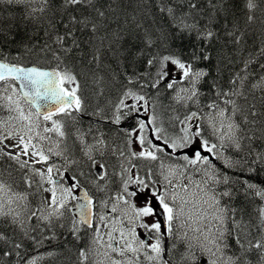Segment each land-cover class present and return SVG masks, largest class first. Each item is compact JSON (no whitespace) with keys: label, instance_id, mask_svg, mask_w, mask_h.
<instances>
[{"label":"snow or ice","instance_id":"obj_1","mask_svg":"<svg viewBox=\"0 0 264 264\" xmlns=\"http://www.w3.org/2000/svg\"><path fill=\"white\" fill-rule=\"evenodd\" d=\"M0 111V264H264V0H0Z\"/></svg>","mask_w":264,"mask_h":264},{"label":"trees","instance_id":"obj_2","mask_svg":"<svg viewBox=\"0 0 264 264\" xmlns=\"http://www.w3.org/2000/svg\"><path fill=\"white\" fill-rule=\"evenodd\" d=\"M6 111H0V117L5 115ZM41 251H45V249H41ZM44 264H64L63 258L57 259V258H48Z\"/></svg>","mask_w":264,"mask_h":264},{"label":"rangeland","instance_id":"obj_3","mask_svg":"<svg viewBox=\"0 0 264 264\" xmlns=\"http://www.w3.org/2000/svg\"><path fill=\"white\" fill-rule=\"evenodd\" d=\"M4 119H6V118H4ZM0 147L3 148L4 145L0 144ZM37 167H40V165H37Z\"/></svg>","mask_w":264,"mask_h":264}]
</instances>
